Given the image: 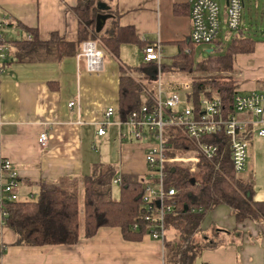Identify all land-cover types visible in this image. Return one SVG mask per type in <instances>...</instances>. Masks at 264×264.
Instances as JSON below:
<instances>
[{"label": "crops", "instance_id": "0c3cea01", "mask_svg": "<svg viewBox=\"0 0 264 264\" xmlns=\"http://www.w3.org/2000/svg\"><path fill=\"white\" fill-rule=\"evenodd\" d=\"M76 3L77 0H0V19L9 21L0 28V36L9 44L11 57L0 75V152L17 171L22 196L31 188L36 189L41 180L55 182L68 178L82 184V179L94 172L96 152L102 146L105 155H110L106 164L115 168L116 177L142 176L145 170L142 144L120 142L115 124H109L104 135L97 134V123L108 107L115 108L113 120L118 118L119 68L133 65L134 60L129 53L131 49L123 46L127 43L120 46V52L125 49L121 57L120 52L118 58L104 56L100 72H89L78 53L60 61L19 62L14 58L17 49L10 42L25 40L26 27L36 29L41 40L48 39L51 32H58L66 40L75 41L77 19L72 8ZM107 3L116 9L118 24L132 27L141 41L159 39L164 48L175 49L176 54L189 38L187 0ZM131 44L142 52L137 43ZM214 44L222 48V40ZM242 57L246 59L244 67L240 66ZM163 58L164 49L161 62ZM230 75L241 92L263 90L264 42L256 40L250 53H237ZM174 76L177 78L179 74ZM71 101L75 105L69 107ZM42 131L49 137L46 148L37 140ZM110 146L118 154L115 160ZM244 172L245 176L238 177L253 185L256 182L263 193L260 199H254L264 201V176H255L249 163ZM212 209L206 223L203 224L204 220L201 223L203 240L199 241L212 245L202 249L197 257L199 264H264V220L238 222L225 204ZM14 242V233L0 223V264H169L164 260L161 241L148 235L139 240L127 239L119 227H100L87 238L82 226L78 242L72 245L27 246Z\"/></svg>", "mask_w": 264, "mask_h": 264}, {"label": "trees", "instance_id": "16d2710c", "mask_svg": "<svg viewBox=\"0 0 264 264\" xmlns=\"http://www.w3.org/2000/svg\"><path fill=\"white\" fill-rule=\"evenodd\" d=\"M109 0H77L72 11L77 19V39L68 41L58 32H51L46 40L38 38L36 29L26 27L33 35L32 40H14L16 47L14 58L19 62L26 61H60L62 58L80 52L82 42L94 40L103 49L105 55L118 58L123 43H137L143 49L147 41H141L132 27L120 26L117 22L116 9L110 8ZM99 2L107 5V10L99 8ZM98 14L109 15L100 31L96 30ZM111 24L110 34H105L104 27ZM229 45L223 53L211 52L206 59L194 62L195 44L187 40L180 45L173 55L170 64L161 62V69L166 73L213 72L219 70L232 71L233 58L237 53H250L256 40L244 35L242 29L229 38ZM216 43V42H214ZM217 50L221 45H216ZM155 63L140 62L137 66L120 65L119 90L116 115L125 118L132 111L140 108L145 101H151L154 85L148 84L154 76ZM136 75H139L138 78ZM230 78V77H229ZM235 80L219 79L215 76L192 77L195 93H203L207 97L218 94L227 106H232L236 88ZM264 90V83L262 85ZM152 95L144 97L145 90ZM198 98V97H197ZM184 138L175 137L171 142L184 146ZM223 144H225L223 140ZM228 151L214 161L201 159L194 173L188 168L175 165L170 176H166V187L176 191L175 211L164 218L166 229L173 228L181 236L180 241L163 242L164 260L176 264L180 253L179 264H195L205 246L211 243H194L182 246L190 235L200 231L201 223L208 210L225 204L231 208L236 221L245 219L264 220V201L254 199V185L244 181L234 172ZM116 170L111 164H97L94 172L82 179L83 185V235L93 236L98 228L119 227L127 239L139 240L146 233V222L142 192L145 179L138 175H121L119 197L113 198L112 180ZM196 173V174H195ZM77 181L62 178L59 181L41 180L37 184L38 197L31 200L6 201L1 209L5 212L1 225L15 235L14 244L27 246L72 245L79 240V199ZM194 209V211H192ZM133 223L138 228L133 229Z\"/></svg>", "mask_w": 264, "mask_h": 264}, {"label": "built area", "instance_id": "2783aa9c", "mask_svg": "<svg viewBox=\"0 0 264 264\" xmlns=\"http://www.w3.org/2000/svg\"><path fill=\"white\" fill-rule=\"evenodd\" d=\"M187 5L190 21L188 40L193 44L218 41L223 24L229 35L240 30L244 0H224L223 4L220 0H187ZM8 22V19L1 18L0 28ZM26 39L32 40L33 35L28 32ZM77 55L84 58L89 72H100L103 69L105 53L96 41L82 42ZM162 57L163 46L160 40L147 41L142 49V60L157 65L151 101H145L123 119L113 120L115 108L108 107L97 123V134L104 135L107 126L115 124L119 128L120 142L130 140L143 145L145 170L142 176L145 182L142 202L145 235L163 244L168 230L164 218L176 208V191L173 187H166V176H170L175 165L187 162H190L189 172L194 173L202 158L214 161L227 151L234 172L237 175L243 172L249 140L256 135L264 138V90L241 92L235 88L231 107L217 93L212 97L197 93L200 96L195 99L192 77L190 80L178 81L174 73H168L167 79H172H164L166 72L161 69ZM10 60L9 44L0 36V75ZM169 86L177 89L171 90ZM68 105L72 107L75 103L71 101ZM175 137L184 138L188 144L177 146L171 142ZM37 140L42 148H46L49 145L48 133L40 132ZM119 176L114 177L112 182L120 184ZM34 197L33 191L22 196L19 175L11 160L0 152V223L5 216L1 209L4 202L31 200ZM132 228L137 229L138 223H133ZM190 237L181 251L191 240ZM179 258L180 253L176 257V264H179Z\"/></svg>", "mask_w": 264, "mask_h": 264}, {"label": "rangeland", "instance_id": "374dc122", "mask_svg": "<svg viewBox=\"0 0 264 264\" xmlns=\"http://www.w3.org/2000/svg\"><path fill=\"white\" fill-rule=\"evenodd\" d=\"M220 2L223 4L224 0H220ZM110 26L111 24H106V26L104 27V32L105 34H110ZM240 27L242 29V31L244 32V35L247 36H251L253 39L255 40H259L264 42V0H244V8L242 10L241 13V20H240ZM226 29L224 24L222 25L221 28V32L220 35L218 37V39L222 40V48L219 50H217L216 45L214 43H210V44H195V49L193 52V60L194 62H199L203 59H206L208 57V55L210 54L209 52H207V49H213L212 52H217L218 53H223L226 49V47L229 45V38L231 35H233V33H231L230 36H227L228 33H226ZM10 39H14V38H10ZM19 39V38H18ZM122 46V45H121ZM123 46H125V49H131L129 50V53L131 55L134 56V60L133 62H131V64L137 66L140 62H142V52L139 50V48L135 45V44H131V43H127L124 44ZM124 48V47H121ZM125 49H121V55L119 57L122 56V52H124ZM164 63L166 64H170L173 58V55L175 53V49L172 48H164ZM136 50H138V53L136 52ZM136 52V54H135ZM129 54V60H131V55ZM246 59H243V57L241 58V63L240 66L244 67ZM131 65V66H133ZM237 72V71H236ZM232 71H227V70H219V71H213V72H205L200 73V72H189V73H181L179 74V77L177 76V80H182L183 78H186L188 80L191 79V77H197V76H215L219 79H230ZM138 78L140 77L139 75H136ZM168 75L167 73L164 74V79H167ZM230 77V78H229ZM234 79V77H232ZM172 78H168V80H171ZM141 80L146 84L149 85V87L151 85H155V78L153 77L151 79V83L148 84L147 80L144 78H141ZM236 91H238V88L236 86ZM144 97H148L149 95H152L151 92H149L147 89L143 92ZM198 97V96H197ZM196 97V99H197ZM119 129V128H118ZM250 150H249V155L247 158V162H246V167H247V163H249V165L252 167L253 169V173L255 174V176H264V139L260 138L259 136H253L250 140ZM113 150V156H114V160L117 159L118 154L115 151V147L110 146ZM105 147L102 146L100 147V152L97 151L96 152V156H97V164H106L108 163L109 159H110V155L109 157L105 155ZM183 155V153H182ZM179 166H182L184 168H188V166H190V162L187 163H180ZM246 167L244 169V171L246 170ZM241 172L240 174H238V176H245V172ZM196 174V173H195ZM116 177V176H115ZM81 182V181H80ZM77 181V193H78V199H79V226L82 227L83 226V210H82V200H83V185ZM259 187V189H258ZM119 188L120 185L119 184H115L112 183L111 184V192H112V197L113 198H118L119 197ZM31 190L33 192H35V197L34 199H37L38 197V192H36V189L31 188ZM254 197L256 199H260V195H262L263 193V189L260 188V186H257L256 182H254ZM22 192V191H21ZM213 211V209H210L206 212L205 217H204V221L203 224L206 223V218L207 216ZM210 224V223H209ZM215 228L212 229V232H215ZM202 230L197 231L195 234L190 235V239L191 242L194 241V243H198L200 240H203V234H202ZM207 233V232H206ZM193 236V237H192ZM165 237L167 240H176V241H180L181 240V236L180 234L173 228L168 229L165 232ZM196 264H199L198 258L196 259Z\"/></svg>", "mask_w": 264, "mask_h": 264}, {"label": "water", "instance_id": "95a60500", "mask_svg": "<svg viewBox=\"0 0 264 264\" xmlns=\"http://www.w3.org/2000/svg\"><path fill=\"white\" fill-rule=\"evenodd\" d=\"M99 8L102 10H107L108 7L105 3L103 2H99ZM109 15L107 14H98L96 17V30L100 31L101 28L104 26V23L106 21V19L108 18ZM207 52H212V49H207Z\"/></svg>", "mask_w": 264, "mask_h": 264}]
</instances>
